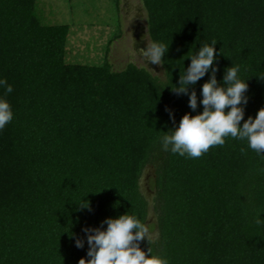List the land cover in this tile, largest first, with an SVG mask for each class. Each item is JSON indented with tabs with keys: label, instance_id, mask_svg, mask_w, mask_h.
I'll return each instance as SVG.
<instances>
[{
	"label": "trees",
	"instance_id": "trees-1",
	"mask_svg": "<svg viewBox=\"0 0 264 264\" xmlns=\"http://www.w3.org/2000/svg\"><path fill=\"white\" fill-rule=\"evenodd\" d=\"M142 2L150 42L169 46L160 73L67 61L68 24L42 22L35 0H0V78L13 89L0 88L13 111L0 130V264H78L84 229L126 212L157 231L140 247L167 264H264V156L231 137L197 158L162 144L203 111L209 74L189 87L195 111L172 89L203 43L217 41L218 82L232 64L248 80L244 119L264 107V0Z\"/></svg>",
	"mask_w": 264,
	"mask_h": 264
},
{
	"label": "clouds",
	"instance_id": "clouds-1",
	"mask_svg": "<svg viewBox=\"0 0 264 264\" xmlns=\"http://www.w3.org/2000/svg\"><path fill=\"white\" fill-rule=\"evenodd\" d=\"M216 44V40L210 44L203 43L194 54L188 56L191 60L189 66L180 74L179 84L172 86L176 94L188 95L189 107L195 111L198 108V97L194 89L189 91V87L196 85L209 74V79L203 83L200 93L202 99L199 104L203 105V111L196 115L184 114L178 126L171 129L170 133L165 132L168 134L162 138L163 147L180 156L197 158L210 147L225 144V138L231 137L246 141L248 148L264 156V107L258 110L255 117L244 119L245 106L249 99L246 95L248 80H242L239 66L232 64L225 69L222 82H218ZM168 50L169 46L152 42L139 51L145 62L162 65ZM0 88L6 93L13 91L12 86L3 78H0ZM166 110L174 120L171 110ZM12 120L10 103L0 98V130ZM79 204L89 207L88 203ZM256 223H264L261 214L257 216ZM104 224L107 225L106 228L84 229L89 245L87 256L90 259L81 258L78 264H167L166 260L153 256L150 248L145 251L140 247L139 242L145 240L149 233L145 224L134 215L126 212L114 218L107 217L101 222V225ZM76 246L84 247V241L77 239Z\"/></svg>",
	"mask_w": 264,
	"mask_h": 264
},
{
	"label": "rangeland",
	"instance_id": "rangeland-1",
	"mask_svg": "<svg viewBox=\"0 0 264 264\" xmlns=\"http://www.w3.org/2000/svg\"><path fill=\"white\" fill-rule=\"evenodd\" d=\"M38 14L46 24L66 23L70 26L67 37L66 59L70 62L102 64L110 59L115 68L133 61L156 73L161 65L145 62L140 49L151 44L147 35L146 13L142 0H35ZM140 182L142 190L153 203L155 191L149 179L155 174L147 166ZM156 221L150 209L146 224ZM155 238L157 231H150Z\"/></svg>",
	"mask_w": 264,
	"mask_h": 264
},
{
	"label": "water",
	"instance_id": "water-1",
	"mask_svg": "<svg viewBox=\"0 0 264 264\" xmlns=\"http://www.w3.org/2000/svg\"><path fill=\"white\" fill-rule=\"evenodd\" d=\"M146 170V169H145ZM140 185H141V182H140ZM141 189H142V187H141ZM143 191V190H142Z\"/></svg>",
	"mask_w": 264,
	"mask_h": 264
}]
</instances>
